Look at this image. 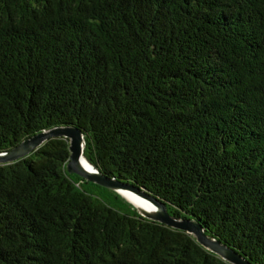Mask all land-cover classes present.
Here are the masks:
<instances>
[{"label":"trees","instance_id":"obj_1","mask_svg":"<svg viewBox=\"0 0 264 264\" xmlns=\"http://www.w3.org/2000/svg\"><path fill=\"white\" fill-rule=\"evenodd\" d=\"M83 158L264 264V0H0V153ZM0 163V264H231L68 173Z\"/></svg>","mask_w":264,"mask_h":264},{"label":"water","instance_id":"obj_2","mask_svg":"<svg viewBox=\"0 0 264 264\" xmlns=\"http://www.w3.org/2000/svg\"><path fill=\"white\" fill-rule=\"evenodd\" d=\"M52 137H64L69 140L70 156L66 167L68 173L76 174L89 182L96 183L104 188L118 192L146 218L160 222L171 228L186 231L193 235L200 245L209 249L211 252L231 264H251L232 248L207 237L198 222L189 219H176L167 212L164 203L155 197L138 190L132 185L122 184L112 178L102 175L99 171L90 166L86 160L83 162L84 164H82L83 134L77 128L59 127L38 133L31 138L24 140L15 148L6 152H1L0 163H10L24 157L37 149L44 141ZM121 191H126L137 196L147 205L154 208V210L145 211V207L130 201L121 193Z\"/></svg>","mask_w":264,"mask_h":264},{"label":"bare ground","instance_id":"obj_3","mask_svg":"<svg viewBox=\"0 0 264 264\" xmlns=\"http://www.w3.org/2000/svg\"><path fill=\"white\" fill-rule=\"evenodd\" d=\"M85 160L82 158V164H84ZM121 193L127 198L129 199L130 201L138 204V205H141L143 207L146 208L145 211H153L154 208L150 207L149 205H147L142 199L138 198L137 196H134L133 194L129 193V192H126V191H121Z\"/></svg>","mask_w":264,"mask_h":264}]
</instances>
